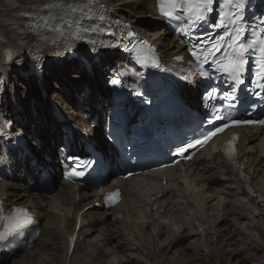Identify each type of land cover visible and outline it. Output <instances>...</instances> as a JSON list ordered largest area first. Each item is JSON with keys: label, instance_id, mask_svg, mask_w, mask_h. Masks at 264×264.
I'll list each match as a JSON object with an SVG mask.
<instances>
[{"label": "bare ground", "instance_id": "bare-ground-1", "mask_svg": "<svg viewBox=\"0 0 264 264\" xmlns=\"http://www.w3.org/2000/svg\"><path fill=\"white\" fill-rule=\"evenodd\" d=\"M50 1L53 0H0V16L2 17L0 34L9 36V33L14 32L6 30V24L14 13L28 12ZM103 2L117 17L131 22L139 32L150 36L159 45L162 53L165 55L179 53L174 50L179 49L180 44L170 39V31L166 29L162 20L154 22L156 18L159 20L156 17L155 0L133 1L135 11L133 9L128 11L124 0H103ZM142 21H148L150 27H147L146 23L144 25ZM17 41L21 42L19 45L22 49L23 46L34 43L36 38L27 30H22L13 40L0 39V75H7L3 51L10 45L15 47ZM120 57L114 52L104 53L99 61L92 64L93 72H88L86 75L81 73L82 65H80L82 68L77 65L72 66L77 67L75 69L77 73L73 74V78H69L68 81L67 73L72 70L70 65L73 64L52 63L49 67L50 76L53 75L55 67L59 70L55 71L56 76L59 74L57 79L64 78L60 86L62 92L54 93L55 99H59L66 110L67 96L70 93L74 94L77 87L85 84L90 85L92 89L98 88L101 94L105 95L103 84L97 82L98 77L104 76L108 71L107 68L117 64ZM28 85L23 86L27 89L23 95L25 106L29 107L27 103L33 96L38 103L36 111L38 112L40 108L46 109L45 99L38 85L30 82ZM52 87L51 82L46 84L47 91H52ZM65 87L69 88L70 92ZM35 90L40 96H35ZM16 92L20 93L14 82L5 93V103L8 106H10L8 98L17 96ZM63 92L66 97L63 96ZM97 101L94 93L88 100H83L80 95L78 97L80 106L75 111L69 110L66 114L67 124H78L80 128L83 125L88 126L84 119L77 123V119L83 114L80 113V109L88 111ZM105 110L106 107L103 105L97 113L101 115ZM43 111L38 116L41 118H35L38 120L35 133L42 141L47 138L45 140L47 147L49 140L55 141L58 134L54 128L52 130V120H49L50 112ZM31 115L33 112L30 110L25 117L34 120L29 117ZM21 122L25 124L26 130L31 128L24 119L18 121L20 126H23ZM52 131L55 133L51 135ZM45 132H48L49 136ZM242 135L247 136L249 144L239 157L248 171L260 175L253 181L251 195L243 196L244 193L240 191L237 183L222 180V174L229 171L217 168L218 155L211 149L199 155L188 169L181 167L174 171H166L167 186H163V178H158L153 172L125 181L120 180V184L126 188L124 200L119 206L109 210H103L97 205L102 191L88 193L85 186L81 187L78 202H75L72 185L66 180L58 181L56 163L52 164L55 170L52 182L56 184L58 181L59 189L49 200H45L44 196L37 192L38 186L29 184L26 176L17 175L15 181L2 183L0 195L5 197L8 205H26L39 217L40 221H45V227H42L35 249L22 254L13 264H196V253L201 251L207 254L215 264L224 263L223 258L226 256L230 264H239L252 249L256 250L254 244L257 240L264 243V129H243ZM31 144L34 146L36 143ZM102 146H106L103 139ZM35 156L38 162L44 163L39 153ZM27 170V174H30L32 178L36 176L32 168ZM20 182L25 184L21 186ZM115 184L116 182L113 181L107 187L112 188ZM159 194H163L162 197H158ZM154 197L157 198L153 200ZM216 200L217 203L213 202ZM155 207L157 209L153 210ZM113 216L115 225L100 226ZM78 224L79 229H77ZM258 233L261 234V239ZM75 234L78 237L72 251L69 252L66 247L67 236ZM90 237L94 238L91 240ZM116 238L120 239L113 244ZM43 248L51 253L44 252L45 254L38 255V251ZM132 251L137 252V256L127 254L133 253ZM263 251V245L260 244L257 252ZM78 252L82 253L81 256L77 255ZM45 255L50 258H42ZM39 258L41 260L37 261ZM2 261L3 258L0 257V264H5Z\"/></svg>", "mask_w": 264, "mask_h": 264}, {"label": "snow or ice", "instance_id": "snow-or-ice-1", "mask_svg": "<svg viewBox=\"0 0 264 264\" xmlns=\"http://www.w3.org/2000/svg\"><path fill=\"white\" fill-rule=\"evenodd\" d=\"M89 3H95V0H89ZM229 4L233 3V0H228ZM161 4L166 5L167 10L164 11V15L166 17H173L175 14V9L179 8H186L187 12L189 13V22L186 23L183 27H181L179 30L185 34H190V29L194 27L199 21L205 20L204 13L209 10V5L211 4V0H161ZM244 0H238V2L235 3V7L238 10H242L244 8ZM45 8H52V7H59V5L54 4H46L44 5ZM80 9H73V11H77ZM27 15V14H25ZM237 20H240L241 17L237 16ZM264 23V21H262ZM223 27V25H220ZM87 31V29H85ZM246 29L244 28H236L235 29V35L232 33H226V35L232 37L231 41L227 44V51L225 54L219 59L215 60V63L220 67L222 71L225 73H228L232 80H235L237 83H241L239 79V75L241 72L244 71V67L247 64V60L245 57L250 52H256L258 51L261 54L262 60L260 61V65L262 69H264V29H261V32L259 35L254 31L253 36L255 39L243 42L241 38V33L245 32ZM223 40V38H221ZM143 43H147V41H143ZM224 47V44H214L213 48L216 51H220L221 48ZM212 51L209 50L206 53L203 54V59H201V56L197 55V53L194 51L193 55L196 56L197 60L201 61V63L207 61V57L209 55H212ZM139 59V57H138ZM179 59V58H178ZM141 62H143L141 60ZM159 66V65H156ZM259 74V73H258ZM118 80H113L112 83H118ZM216 90L213 89V92ZM260 124H264V120L256 121ZM235 123H253V121H236ZM227 127V125H225ZM222 131V129H216V132ZM212 135H215V132L208 133L205 137V140L210 138ZM198 143H201L198 141ZM194 146V145H190ZM226 154L229 156V158H233L234 154L236 152V148L234 146V142H231L228 147L225 149ZM233 162L234 159H233ZM118 195V193L112 194V196ZM111 198V196L109 197ZM25 209H15V215L10 217V219H13L16 221L15 227L21 228L24 226V223L21 221V215L25 213ZM7 238L5 233L0 232V241L5 240ZM73 239H75L73 237Z\"/></svg>", "mask_w": 264, "mask_h": 264}, {"label": "rangeland", "instance_id": "rangeland-1", "mask_svg": "<svg viewBox=\"0 0 264 264\" xmlns=\"http://www.w3.org/2000/svg\"><path fill=\"white\" fill-rule=\"evenodd\" d=\"M121 1V0H120ZM125 1V8L128 10V11H130L131 9H133L134 11H135V6H133L132 4L134 3L133 1H135V0H124ZM129 1H131V2H129ZM143 23H144V25H145V23H146V26L147 27H150L149 26V23H148V21L146 22V21H142ZM79 66V65H78ZM77 67H71V69L72 70H70L68 73H67V81L69 80V78H73L72 76H73V74H76L77 73V71L75 70ZM79 68H82L81 66H79ZM56 68H54V72H53V75L52 76H48V81H47V83L48 82H51L52 84H53V87H52V91L50 90V91H48V95H47V97H46V100L44 101V107H46V109L45 108H40L39 109V113H41V111L42 110H44V111H46L47 113H48V111L50 112V109L48 110V103L52 100V99H54L57 103H61V101L59 100V99H55V95H54V93H56V92H58V93H61L62 91H61V89H60V86H62V83L64 82V78L63 79H61V80H58L57 79V77L59 76V74L56 76V72H58L59 70H55ZM56 71V72H55ZM81 73L82 74H84V72H83V69H81ZM12 81H13V83H12V85L14 84V82L17 84V87L19 88V91H20V94H23V92L25 91V90H27V89H25V88H23V86H24V84H23V78H20L18 75H17V73H15V75H13V77H12ZM66 81V80H65ZM33 82V81H32ZM18 84H20L19 86H18ZM59 86V87H58ZM83 91V89H82V87H77V89L75 90V92H74V95H72V99L71 100H69V103H67V108H66V110L69 108V110H72V106L73 105H70L71 104V102L73 101L74 102V100H75V102H77V100H78V97H79V95H80V92H82ZM47 102V103H46ZM61 105V104H60ZM43 111V112H44ZM58 140V139H57ZM58 184V183H57ZM59 185V184H58ZM53 196V195H52ZM52 196L51 197H49V198H45V199H47V200H49V199H51L52 198ZM113 219L114 218H112V217H110L108 220H107V224H110L111 222H113ZM44 228L45 227V221H41V228ZM96 234V232L93 234V236ZM258 236H259V238L261 239V234H259L258 233ZM46 237V236H45ZM122 237V236H121ZM91 238V240L94 238V237H90ZM89 238V239H90ZM85 239H88V238H85ZM118 239H120V238H116L114 241H113V244L118 240ZM260 244H262L263 245V248H264V243H261L260 242V240H257L256 241V243L254 244L255 246L254 247H256V250H253L252 249V251H251V253L244 259V260H242L239 264H264V251L263 252H257V250H258V247H259V245ZM86 245H87V243H86V241H85V247H86ZM36 247V246H35ZM35 247H34V249H35ZM41 249H42V247H41ZM33 250V249H32ZM46 249L45 248H43V250H39L38 251V255H40V254H42V253H46V252H49V254L51 253L48 249H47V251H45ZM107 250V249H106ZM88 251V250H87ZM133 253H127V254H133V255H135V256H137V252H135V251H132ZM44 253V254H45ZM23 254V253H22ZM21 254V255H22ZM81 252H78L77 253V255L78 256H81ZM20 255V256H21ZM258 257H257V256ZM261 255V256H260ZM173 256V255H172ZM263 256V257H262ZM19 257V256H18ZM17 257V258H18ZM40 257V256H39ZM122 257H124L123 255H122ZM196 257H197V261H196V264H215L214 263V261L213 260H211L209 257H208V255L207 254H204V252L203 251H201V252H197L196 253ZM42 258H50V256H48V255H45V256H43ZM106 258V257H105ZM104 258V259H105ZM256 258H257V260L259 261V260H262L263 262H258L257 260H256ZM259 258V259H258ZM261 258V259H260ZM224 260H225V262L224 263H222V264H225L226 262L228 263V264H230V260H228V257L226 256V257H224L223 258ZM227 259V260H226ZM16 260H18V259H16ZM16 260L14 261V262H16ZM39 260H41L40 258L39 259H37V261H39ZM145 260V259H144ZM208 260V261H207ZM146 262H147V260H145ZM255 261V262H254ZM148 263V262H147Z\"/></svg>", "mask_w": 264, "mask_h": 264}]
</instances>
